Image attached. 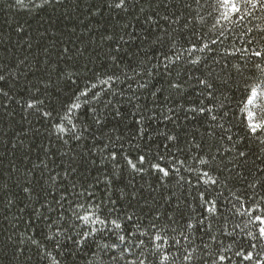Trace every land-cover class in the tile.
<instances>
[{
    "label": "trees",
    "instance_id": "trees-1",
    "mask_svg": "<svg viewBox=\"0 0 264 264\" xmlns=\"http://www.w3.org/2000/svg\"><path fill=\"white\" fill-rule=\"evenodd\" d=\"M109 2L110 0H50V3L40 7L43 0H25L22 7L16 5L15 0H0V74L6 76V81L0 82V87L8 93V97H0V264H55L56 261L59 264H96L89 250L92 245L77 247L63 236L60 237V248H56L54 242L44 241V236L50 233L48 220L45 218L54 219L56 216V212L48 211V206L58 209L53 197L58 198L61 178L76 182L79 190V185L84 183L81 174L89 177V183L97 175L94 167H89L84 161L96 158L99 163V153L93 149V145L103 147L109 136L114 140L115 136L122 135L125 150L130 143H140L145 149L151 148L153 156L165 155V161L161 162L164 167L169 166L174 153L177 160H185L179 173L170 174L163 182L159 178L161 174L154 170L141 174H131L130 170H125L117 186H127L126 191H135L137 195L130 201H118L117 207L130 214L134 213L143 222L153 208L161 213L175 208L176 197H180L181 207L186 208L185 199L191 202L197 189L183 181L178 182L179 177L183 176L185 181L191 180L194 185L196 178L186 169L191 166L207 170L191 158L196 155L195 151L191 155L187 153L184 135L187 133L188 139L195 137V142H200L202 137L207 139L205 129L210 121L207 116H198L195 120L184 119L185 115L191 117L193 114L178 109L179 105L188 108L193 102L199 103L202 100L204 105L218 109L219 115L228 113L227 120L219 121L224 124L225 129H229L227 135H232L234 140L246 135L240 113L246 98L245 87L261 82V73L254 68V64L261 63L264 67V62L257 57L249 60L240 54L224 56L225 50L232 52L234 48L244 46V40L240 38L243 26L237 25L227 31L222 43L211 46L214 51L193 53L192 58L201 56L204 61L198 66H192L186 62L188 56L184 49L191 44H196L199 48L202 43L217 39V33L211 31L215 23V13L210 6L213 0H199V3L197 0H129L127 12L110 9ZM256 15L262 19L252 20L247 26L260 24L264 28V13L257 12ZM165 16L168 17L167 21L163 19ZM165 33L171 35L176 41L175 50L185 57V60L178 62L172 69L171 77L164 74L163 63L166 61L161 56L164 53L174 59L169 51L171 42L165 37ZM107 36L112 39H105ZM121 36L123 40L120 39ZM158 37H165L161 44L155 43ZM113 56L117 57L115 61L111 59ZM158 64L160 67L157 71L160 75L154 73L149 79L144 74L145 68L152 69ZM234 64L240 65L242 73L232 67ZM209 69L212 70L211 80L215 86V99L211 100L206 94L198 95L203 86L197 83V79L203 78L202 74H206ZM113 74L119 79L112 84V91L123 92V95L113 96L109 92L105 100H111L120 109L123 118L108 115L106 126L101 129L92 122L88 106L75 110L73 123L78 125V130L85 124L89 125V132L79 142L68 139V134H64V140H68L65 144L57 138L55 130L49 127L46 119L41 120L33 109L26 107V101L38 95L45 101L46 107L51 106L62 115V105L71 103L75 95H79L86 87L95 84L97 87L93 91L106 90L108 86L100 81ZM126 76L133 79L126 80ZM169 79L181 80L182 91L178 93L169 89ZM144 82H148V87L139 88L138 84ZM129 83L131 88L128 87ZM36 89L40 90L39 94ZM157 89L160 91L153 98L150 93ZM133 94L139 97V103L147 105L149 109L153 108L151 101L157 99L158 103L166 105L163 110L165 115L171 114L167 112V108H173L179 117L176 123L181 128H175L161 116L149 129L152 140L145 142L139 137L133 139L136 128L134 121L137 117L132 113L136 109L126 102ZM83 99L85 98L81 97ZM87 99L91 100V93ZM135 103L137 101L133 100V104ZM220 104L224 105L223 109H219ZM256 104H264V98L258 99ZM91 106L105 115L113 111L111 108L106 111L103 105L96 102H92ZM254 110L259 112L258 108ZM114 129L117 131H113ZM157 131L180 133V147L186 150L176 153L175 146L165 149L163 144L169 142L162 135H157ZM216 131L218 135L222 134L220 129ZM223 146L230 148L231 144L225 140ZM262 148L264 145L255 138L242 143L238 150L248 153L247 161H241L240 166L232 172L234 177L237 172L242 175L233 179L228 184V189H224L222 185L217 186L214 193L216 190H223L224 197L235 202L231 195L234 193L242 197L246 208L251 207L254 201H250L249 197L254 193L246 188V184L255 178L264 177V171H258L264 170ZM229 156L230 154H225L226 161ZM72 158H75L76 163H72ZM42 160L48 165L47 168L41 163ZM70 164L72 167L79 165L77 172L71 177H64L63 170ZM224 175L228 173L225 172ZM50 176L58 178L53 181L49 179ZM25 187L32 188L31 194L23 191ZM198 190H204V186L201 185ZM173 192L175 197L167 202L165 198ZM255 192L256 199L264 196V189L260 187ZM99 196L100 192H97V197ZM9 200L13 201L11 205ZM37 212L42 215L38 217ZM246 219L247 217L238 215L229 217V230L237 223L242 228ZM163 220L162 216L161 221ZM215 227L214 225V231ZM69 235L74 234L70 232ZM243 235L240 229L236 230L237 241L247 247ZM30 236L41 240L45 248L42 250L27 242ZM201 236V233H195L196 245L201 244ZM217 239L222 240L225 246L234 244V250H238L232 239L222 235H218ZM22 240L25 243H21ZM203 240L207 241L208 237L204 236ZM21 248L23 251H19ZM215 250L213 245V251ZM233 262L239 264L234 256L232 261H226L225 264ZM176 264L180 262L176 261Z\"/></svg>",
    "mask_w": 264,
    "mask_h": 264
},
{
    "label": "snow or ice",
    "instance_id": "snow-or-ice-1",
    "mask_svg": "<svg viewBox=\"0 0 264 264\" xmlns=\"http://www.w3.org/2000/svg\"><path fill=\"white\" fill-rule=\"evenodd\" d=\"M129 0H110L108 7L113 10L123 12L128 11ZM16 5L24 6L25 0H15ZM50 3V0H43L44 4ZM199 3V0H197ZM35 6V5H33ZM215 13V23L211 31L217 33V39L211 40L209 43H202L198 48L196 44H191L189 48L184 49L187 53L186 62L192 66H198L204 58L201 56L193 57V53L199 51L208 52L214 51V45L222 43L226 38V32L231 31L237 25L243 26L240 38L244 40L242 48H234L232 52L224 51V56H235L240 54L242 57H247L249 60L252 57L260 58L264 62V28L260 24L254 26H247L252 20H260L262 17L256 15L257 12L264 13V0H213L210 5ZM142 11V10H141ZM212 15V13H209ZM151 20V17L148 18ZM165 21L168 17H163ZM203 19V18H201ZM247 22V23H246ZM165 37L170 40L169 51L172 52L174 59L164 53H161L163 60L164 74L171 77L172 69L178 62L185 60L177 50H175L176 41L171 38V35L165 33ZM165 37H158L156 44H161ZM111 40V36L104 37ZM123 40V36L120 37ZM67 51V49H65ZM113 61L117 57H111ZM160 65H155L152 69L145 68L144 74L153 77V74L160 75L157 69ZM232 67L242 73V68L239 64H234ZM254 68L261 73V82L246 85V98L243 106L240 108L242 115L241 124L246 133L243 137L233 139L232 135H227L229 129H225L224 124L219 123L220 120H227L228 113L224 112L219 115V110L211 106L204 105L203 101L199 103L193 102L192 106L184 108L179 105L178 109H182L185 113H192L191 117L185 115L184 119L195 120L198 116H207L210 123L205 129V137H202L200 142H195V137L187 138V133L184 135L186 140L187 153L191 155L195 151L196 155L191 158L199 165L207 170L201 168H193L189 166L186 170L195 176L196 183L191 184V180L185 181L183 176L179 177V181L189 184L193 189H197L195 197L191 202L186 199L184 201L186 208L181 207L180 197H176V207L170 211L166 210L161 213L158 209H151L149 217L145 221H141L134 213L122 211L117 207L118 201L134 198L137 193L135 191L128 192L125 190L127 186L118 187V182L123 176L125 170H130L131 174H141L145 172L155 171L160 175V180L163 182L170 174H178L180 167H183L185 160H177L176 154H172L169 160V166H162L161 162L165 161V155L151 154V148L145 149L140 143H130L129 148L125 150L124 137L122 135L111 136L107 143H103V147L93 145V149L99 153V163L96 158L90 161L85 160L84 163L89 167H94L97 175L91 178L81 174L84 183L79 185L77 190V183L65 181L60 179L61 187L58 190V198L53 197V200L58 205V209H53L51 205L48 206L49 212H56L55 218L46 217L48 220L47 227L50 233L44 236V241L54 242L56 248L62 246L60 237H65L72 241L77 247L85 245H92L90 251L95 258L96 264H225L226 261H232V256L236 257L239 264H264V196H259L256 199L255 190L260 187L264 189V177L255 178L253 181L246 184L247 189H251L254 193L249 197L250 201H254L251 207H245L242 197L231 193L233 200L224 197L223 190H216L217 186L222 185L224 189H228V184L235 178L242 174L237 172L236 177L232 172L240 166V162H246L248 153L243 150H238L239 146L248 139L255 138L260 144L264 145V104L257 105L258 99L264 98V67L261 63L254 64ZM179 75V73H177ZM203 78H198V85L203 86L202 91L198 95H205L211 100L215 99V86L211 78L213 76L212 70L209 69L206 74H202ZM115 74L108 76L106 80H101L100 83L107 85V89L100 91H93L96 85L86 87L79 95H75V99L71 103L62 105L63 114L51 106H45V101L39 96H32L26 101L27 109H33L41 120H47L49 127L55 130L57 138L63 140L65 144L68 140H64V134H68V139L79 142L89 132V125L85 124L82 129L78 130V125L73 123V113L82 107L88 106L92 113V122L103 129L108 115L123 118L120 109L112 104L111 100H105L109 92L113 96L123 95V92L112 91V84L118 80ZM126 80H132V77H125ZM6 81V76L0 74V82ZM168 88L177 91L178 93L183 89V82L179 79H169L167 81ZM131 88V83L128 84ZM138 87L145 89L148 87V82L139 83ZM152 91L150 95L156 98L157 92ZM39 94L40 90L36 89ZM91 93V100L87 99ZM0 97H8V93L0 87ZM81 97L85 99L81 100ZM167 97L165 101H167ZM133 100L137 103L133 104ZM139 97L135 94L127 99V103L133 105L136 109L132 113L137 118L134 123L136 128L134 130L133 139L139 137L140 140H152V134L149 129L152 128L153 123L162 116L164 121L174 125L175 128H181V125L176 121L179 117L173 108H167L170 115L164 114L166 105L157 102L153 99L151 103L153 108L149 109L147 105L138 102ZM96 102L103 105L107 111L109 108L113 109L107 115L98 112L96 107H92L91 103ZM119 103V102H117ZM224 105L220 104L219 109H223ZM258 108L259 112L254 110ZM215 112V114H214ZM217 129H220L222 134L218 135ZM113 131H117L114 129ZM164 140L169 143H164L165 149H170L172 146L176 147V153L184 152L186 149L180 147L181 135L178 132L159 133ZM93 139L95 135L93 134ZM227 140L230 148L223 146V141ZM92 149H90L91 151ZM264 151V148L261 149ZM230 154L227 161L225 154ZM47 156V152H45ZM44 167L48 165L45 161H41ZM54 163V161H53ZM72 163H76L75 158H72ZM229 165L232 167L229 168ZM147 166V167H146ZM34 167H38L34 165ZM72 167L63 170L64 177H71L77 172V168ZM258 171H264L258 169ZM227 172L228 175H224ZM43 175V172L41 173ZM255 176V174H252ZM59 176V174H58ZM57 177L50 176L49 179L55 181ZM223 176V179H221ZM247 180V177H244ZM204 186V190H198L200 186ZM102 186V187H101ZM25 193L31 194L32 188L25 187ZM230 191V189H229ZM97 192L100 196L97 197ZM191 195V193H189ZM175 193H171L165 199L171 202ZM9 205L13 201L9 200ZM67 204V208H65ZM239 204V207H237ZM130 206V205H129ZM199 208V211H197ZM83 212V214H81ZM258 213V214H254ZM39 217L42 213L37 212ZM247 217L243 222V227L239 223L229 230L228 220L231 216ZM164 217L163 222L161 217ZM214 225L215 231H214ZM244 234L243 240L247 242V247L237 241L236 230ZM74 235H69V233ZM201 233V244L196 245L194 241L195 233ZM171 233V235H170ZM218 235H222L227 239H232L234 244L224 245L222 240L217 239ZM207 236L208 240L204 241L203 237ZM27 242L37 246L40 249L45 248V244L41 240L28 237ZM25 243V241H21ZM215 245V252L213 251ZM175 249V251H172ZM259 249V250H258ZM23 251V249H19ZM231 253V255H226ZM47 254V253H46ZM55 264H59L58 261ZM234 264V262H233Z\"/></svg>",
    "mask_w": 264,
    "mask_h": 264
}]
</instances>
